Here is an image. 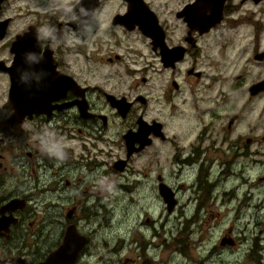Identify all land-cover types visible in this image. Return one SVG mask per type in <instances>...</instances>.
Segmentation results:
<instances>
[{
	"label": "flooded vegetation",
	"instance_id": "af4514ba",
	"mask_svg": "<svg viewBox=\"0 0 264 264\" xmlns=\"http://www.w3.org/2000/svg\"><path fill=\"white\" fill-rule=\"evenodd\" d=\"M259 84L264 0H0V264H95L115 175L264 264Z\"/></svg>",
	"mask_w": 264,
	"mask_h": 264
},
{
	"label": "rangeland",
	"instance_id": "374dc122",
	"mask_svg": "<svg viewBox=\"0 0 264 264\" xmlns=\"http://www.w3.org/2000/svg\"><path fill=\"white\" fill-rule=\"evenodd\" d=\"M151 159L149 155L140 156L133 164L135 170L147 167ZM150 167L155 170V165ZM115 176V184L106 186V189L115 187L108 191L107 211H100L101 233L95 264H155L154 260H157L156 264L251 263L245 252L249 246H235L232 242L236 239L241 243L243 239L242 243H245V237L251 239L252 228L239 225L234 213H216L215 219L207 221L205 227H184L182 219L169 214L156 193L144 194L140 207L128 206L127 209L129 196L124 188L118 186V181L127 179ZM153 227L156 232L158 229L157 233ZM223 238L227 242L222 247L220 242ZM212 250L213 254L210 253Z\"/></svg>",
	"mask_w": 264,
	"mask_h": 264
},
{
	"label": "water",
	"instance_id": "95a60500",
	"mask_svg": "<svg viewBox=\"0 0 264 264\" xmlns=\"http://www.w3.org/2000/svg\"><path fill=\"white\" fill-rule=\"evenodd\" d=\"M255 89L256 90H261V89H264V84H259V85H256L255 86ZM169 201H170V197H168L167 198ZM169 211H171V207L169 206ZM227 242V241H226ZM224 243V242H223ZM222 243V244H223ZM71 247H72V244H68L66 247H63L59 252H58V256H59V254L62 252V251H69L70 249H71ZM74 259H75V257L74 256H72V257H70L69 258V261L67 262V264H72L73 263V261H74ZM51 261H53L54 260V258H52V259H50ZM68 260V259H67Z\"/></svg>",
	"mask_w": 264,
	"mask_h": 264
}]
</instances>
